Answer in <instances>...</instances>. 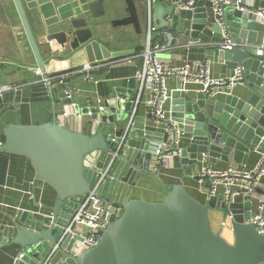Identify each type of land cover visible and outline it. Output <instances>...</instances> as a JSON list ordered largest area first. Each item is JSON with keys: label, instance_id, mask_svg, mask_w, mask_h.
<instances>
[{"label": "water", "instance_id": "obj_1", "mask_svg": "<svg viewBox=\"0 0 264 264\" xmlns=\"http://www.w3.org/2000/svg\"><path fill=\"white\" fill-rule=\"evenodd\" d=\"M23 1L40 17V34L36 37L22 0H12L34 57L32 67L46 79L52 100L56 91L65 121L53 115L43 123L4 126L0 150L25 156L35 177L56 192V199L43 206L46 213L20 211L14 219L10 217V224H0V246L16 244L40 264H264V235L248 222L252 200L263 199L264 194H242L241 202H234L230 190L227 196L209 195L206 203H201L182 184H174L159 202L125 200L140 174L157 178L150 159L151 150L165 136L162 125L173 122L182 133L180 140L186 139L183 147L180 143L177 148L171 147L177 153L170 160L187 175H191L193 165H202L204 158L207 167L208 162L220 159L231 160L237 169H243L255 151L264 153V54H253L250 47L223 49L210 44L213 62L220 64L222 73L231 76L238 65L243 67L242 89L212 100L202 90L182 92L179 81L170 94L169 116L160 126L133 112L134 79L129 81L127 94L116 93L117 99L84 110V119L72 102V83L48 81L39 46H46L51 58L59 60L80 52L90 58L89 53L98 46L97 31L92 27L103 19L104 0H83L80 10L76 0ZM262 1L255 0L254 7ZM178 2L149 0L146 11L149 9L154 28L151 40L161 29H175L193 39L206 36L222 41V29H226L237 43L256 42V22L242 17L240 11L222 7L218 23L210 19L206 6L184 10L177 9ZM124 3L125 16L110 20L112 26L132 25L140 32L134 0ZM100 52L105 58L117 54L104 47ZM70 114L78 117V126L69 125ZM88 122L92 128L87 131ZM99 122L120 126L97 128ZM205 179L210 180L208 176ZM97 182L104 205H120V215L105 227L93 247L81 250L78 256L70 254L77 236H67L51 253V246L58 242L74 210ZM212 208L222 210L225 216L218 229L211 222Z\"/></svg>", "mask_w": 264, "mask_h": 264}, {"label": "crops", "instance_id": "obj_2", "mask_svg": "<svg viewBox=\"0 0 264 264\" xmlns=\"http://www.w3.org/2000/svg\"><path fill=\"white\" fill-rule=\"evenodd\" d=\"M77 1L79 2V6L83 4V0ZM87 1L91 2L90 0ZM134 2L140 19V28L142 25L144 26L142 28L144 41L142 43L141 40L139 41V38L142 37L139 35L140 32L137 33L132 25H128L132 27L133 33L135 34L134 37H138V43L126 49H121L118 45L109 47L100 38V36L105 35L101 34L97 37V34L94 33L98 46H95L93 51L89 53L90 58L87 54L80 52L72 58L59 60L57 58H51L52 55L46 46H39L40 55L46 62L45 75L50 84H54L57 81L72 83L71 85L75 89V92L71 93L72 102L73 104H77L79 112L83 115L81 118H87L84 116L86 115V111L84 110L90 109L93 106H97L98 108L103 106V103L108 99L116 98V93L122 96L127 94L129 81L134 79L133 112L136 115L150 119L145 103L149 95L147 91L143 92L141 100L135 104L139 90V82L136 80L135 75L141 68L140 52H136L135 48L139 47L141 48L140 51H142L145 46V37L148 28L146 9L149 5V0H134ZM22 4L26 11L29 25L37 37L40 34V20L31 10H26L27 7L23 0ZM197 6H206L210 19L216 21L214 12L210 6ZM260 6L264 7V1L260 3ZM7 9H9V5H7ZM104 9L105 14L101 23L107 22L114 29L115 26L110 24V20L125 16L124 0H104ZM8 15L9 17L7 18H0V86L7 85L10 88L0 93V136L3 134L4 126L7 123H43L50 120L53 115L65 121V117H62V106L55 95L56 91L53 93V102L41 73L37 72V70L34 72L33 67H31V64L34 62V57L16 10L15 13L10 12ZM256 30V42H258L261 36L260 24H256ZM168 36L171 38L170 48L158 55L161 59L168 60L173 65L208 59L210 62L209 70L211 77L228 75V72L222 73L220 64L213 62L212 59L210 44H215L218 41L207 38L206 36L193 39L184 32L175 29L170 32H164L161 29L153 40H164ZM191 40H200V44L190 45L188 42ZM101 47H104L107 52L117 54L105 58L102 52H100ZM121 54L123 55L122 59H128L130 62L112 66L108 64L114 58L120 57L119 55ZM179 81H181V88L179 90L182 92L188 89L194 93V91L202 89V85L199 83L183 82L180 78L169 77L165 81V86L169 94L176 90ZM241 89L242 84L239 82L224 91L213 93L211 99H220L229 93L235 95ZM56 90L58 91L60 88ZM165 110L166 116L168 117L170 113V99L165 104ZM77 119L78 117L70 114L69 125L71 127L78 126ZM147 121L150 122V120ZM150 123L153 124L152 122ZM101 126L117 127L120 124L110 125L99 122L97 128ZM91 128L92 124L88 122L86 124V130L88 131ZM107 130L113 131L111 128ZM185 142V138L180 140L181 147L184 146ZM261 155V151H255L246 160L243 169H254ZM200 158L202 159L203 157L200 156ZM203 163H205L204 159L202 160ZM208 165L210 170L214 172L227 169L228 167H236V164L231 160L225 162L220 159H216L213 163L208 162ZM200 167L201 163L193 165L191 175H187L182 167H175L171 160H166L157 169V178L146 173L140 174L136 185L128 192L125 200L136 198L148 202H159L165 198L172 185L182 184L190 196L201 203H206L208 198V182L205 180H197ZM226 187L224 181H218L216 194L222 193ZM229 188L237 191L243 188V184L236 183L233 186H229ZM254 194L258 196L264 194V173L260 177L259 187ZM241 198V193H234L232 200L234 202H241ZM55 199L56 192L47 183L35 177L30 161L25 156L0 150V224H10V217L14 219L20 211H28L33 214L40 212L46 213L48 210L43 208V206L53 204ZM257 202L258 199L252 200L251 215L254 213ZM210 213L212 225L218 229L225 216L222 210L216 208H212ZM15 222L19 224L18 220H15ZM0 264L40 263L32 254L27 255L22 251L18 245L9 244L0 246Z\"/></svg>", "mask_w": 264, "mask_h": 264}, {"label": "built area", "instance_id": "obj_3", "mask_svg": "<svg viewBox=\"0 0 264 264\" xmlns=\"http://www.w3.org/2000/svg\"><path fill=\"white\" fill-rule=\"evenodd\" d=\"M206 2L212 8L218 23H220L221 8L229 7L233 10L240 11L242 17L253 20L256 24L261 25V36L258 42L251 45L245 42L237 43L229 37L226 29H222L223 40L216 42L214 44L215 46L223 49H230L235 45L246 48L250 47L253 54H264L263 6L255 8V0H206ZM196 6V0H179L177 9H193ZM147 17L148 28L146 31V42L144 48L139 53L141 68L135 75L136 80L139 82V90L135 104L139 103L143 92L147 91L149 93L145 103L148 109V116L155 125L160 126L162 121L168 118L165 110V104L170 99V94L165 86L167 78L177 77L183 82L199 83L202 85V92L207 95L224 91L234 84L241 82L243 75V67L241 65H238L234 69V73L231 76L211 77L209 70L210 62L208 59L185 62L181 65H173L168 60L161 59L158 55L170 48L171 38L168 36L164 40H151V33L154 31V28L151 24L149 9L147 11ZM188 43L190 45L200 44V40H191ZM129 62L130 60L128 59L114 58L108 64L112 66ZM37 72L39 71L37 70ZM8 89H10L9 86L2 85L0 86V93ZM162 126H165L166 129L165 136L151 150L150 168L152 171H156L166 160H170L177 153V150H171V147L176 146L177 148L179 146L180 136L182 134L173 122L170 125L165 124ZM1 144L2 141L0 140V146ZM263 173L264 153H262L257 166L252 170L228 167L227 169L214 172L202 164L197 180H205L208 182V196L216 195L218 181H224L227 187L222 193L227 196L229 191L232 190L233 198L234 193L247 195L254 193L257 190L260 177ZM205 176H208L210 180L205 179ZM236 183L243 184V188L237 191L229 188V186H233ZM98 186L99 183L97 182L78 204L65 225L58 242L51 246V253L59 249L60 243L67 236L70 238L77 236L78 238H75L71 245L70 254L72 257L78 256L81 250L93 247L105 227L120 215L122 211L120 205H104L103 198L98 194ZM248 222L254 223L257 231L264 235V198L258 200L254 213L250 216Z\"/></svg>", "mask_w": 264, "mask_h": 264}, {"label": "rangeland", "instance_id": "obj_4", "mask_svg": "<svg viewBox=\"0 0 264 264\" xmlns=\"http://www.w3.org/2000/svg\"><path fill=\"white\" fill-rule=\"evenodd\" d=\"M25 2V6L27 5L26 1ZM7 5H9V9H7ZM27 7V6H26ZM26 10H31L32 13L37 16L38 19H40V17L38 16L37 12L34 11L33 9H30L27 7ZM13 12L15 13V8L13 6V2L12 0H0V18H7L9 17V13ZM26 12V11H25ZM102 19H99V22H101ZM100 24V28H102L104 30V32H107L106 34H104L105 36H100V38L102 39L103 43L106 42L105 44H107L109 47L112 45H118V47L122 48H127L129 46L133 47L136 43H138V37H134L135 34L133 33L132 27L130 26H115L114 29L111 28V26L107 23V22H102L99 23ZM108 24V25H105ZM144 26L142 25V27L140 28V33L139 35L142 36L139 38V41L141 40V43L144 41V32L142 31V28ZM146 39V37H145ZM120 57L118 58H122L123 55H119ZM117 58V59H118ZM34 64V62L32 63ZM31 64V67H32ZM37 67L33 66V71L36 72Z\"/></svg>", "mask_w": 264, "mask_h": 264}, {"label": "flooded vegetation", "instance_id": "obj_5", "mask_svg": "<svg viewBox=\"0 0 264 264\" xmlns=\"http://www.w3.org/2000/svg\"><path fill=\"white\" fill-rule=\"evenodd\" d=\"M76 1H77V0H76ZM90 1L92 2V1H95V0H90ZM83 6H84L83 4H80L78 10H80V8H82ZM79 16H81L80 13H79ZM86 16L89 17L90 14H86ZM85 18H86V17H85ZM87 19H88V18H87ZM88 21L91 22V21H92V18L88 19ZM89 22H88V24H89ZM110 24H111V22H110ZM92 28L95 29L94 31H98V32H96L97 37L100 36L101 34H103V35L106 34V32H104V30H103L102 28H100V24H99V22H95V26H93Z\"/></svg>", "mask_w": 264, "mask_h": 264}, {"label": "trees", "instance_id": "obj_6", "mask_svg": "<svg viewBox=\"0 0 264 264\" xmlns=\"http://www.w3.org/2000/svg\"><path fill=\"white\" fill-rule=\"evenodd\" d=\"M196 5H208L206 0H196ZM141 48H135L136 52H140ZM0 139L3 141V135L0 136Z\"/></svg>", "mask_w": 264, "mask_h": 264}]
</instances>
